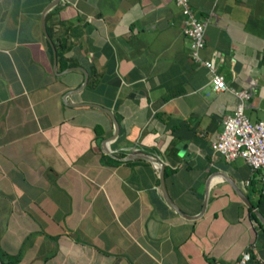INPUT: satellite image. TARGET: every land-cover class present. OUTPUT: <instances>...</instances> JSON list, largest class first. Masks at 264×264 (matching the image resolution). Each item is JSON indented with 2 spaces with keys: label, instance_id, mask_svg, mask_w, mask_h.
Listing matches in <instances>:
<instances>
[{
  "label": "crops",
  "instance_id": "1",
  "mask_svg": "<svg viewBox=\"0 0 264 264\" xmlns=\"http://www.w3.org/2000/svg\"><path fill=\"white\" fill-rule=\"evenodd\" d=\"M50 1L0 0V264H264L261 172L211 148L264 116V0H187L198 60L173 0H58L47 39Z\"/></svg>",
  "mask_w": 264,
  "mask_h": 264
},
{
  "label": "built area",
  "instance_id": "2",
  "mask_svg": "<svg viewBox=\"0 0 264 264\" xmlns=\"http://www.w3.org/2000/svg\"><path fill=\"white\" fill-rule=\"evenodd\" d=\"M184 16L183 34L191 40V53L198 60V51L203 45L204 21L195 18L187 0H173ZM211 73L212 89L229 90L237 97H245L244 90H234L225 85L223 77L214 72L213 61H202ZM213 151L221 154L226 160L242 158L251 169L261 172L260 178L264 184V116L257 121H249L243 113V104L236 105L234 113L223 119L222 129L211 143ZM248 259L243 252L240 263Z\"/></svg>",
  "mask_w": 264,
  "mask_h": 264
},
{
  "label": "water",
  "instance_id": "3",
  "mask_svg": "<svg viewBox=\"0 0 264 264\" xmlns=\"http://www.w3.org/2000/svg\"><path fill=\"white\" fill-rule=\"evenodd\" d=\"M58 0H51L43 9L42 13H41V25H42V29L43 32L45 33L46 38L48 39V36L45 32L44 26H43V16L45 14V12L50 9L53 5H55L57 3ZM52 51L54 53V49L52 48ZM84 78L86 79V76L84 74ZM113 134L112 136L115 134V131L117 129V124L116 122L113 120ZM110 138H107L105 140H108ZM129 157H140L143 158L145 160H147L148 162H150L152 164V166L155 168V170L158 173V179H159V189H160V193L162 195V198L164 199V201L169 205V207L171 209H173L176 213H178L179 215H182L184 217H187V215H185L182 211H180L174 204L173 202L170 200V198L167 195L166 189H165V185H164V177H163V164L161 163V161H159L155 156L146 153V152H142V151H134L133 153H131L129 155ZM242 200L247 203V201L245 200V198L242 197ZM203 205H205V200H203ZM203 205H202V210H203ZM260 221L263 223L264 225V220L262 219V217L260 215H258Z\"/></svg>",
  "mask_w": 264,
  "mask_h": 264
},
{
  "label": "trees",
  "instance_id": "4",
  "mask_svg": "<svg viewBox=\"0 0 264 264\" xmlns=\"http://www.w3.org/2000/svg\"><path fill=\"white\" fill-rule=\"evenodd\" d=\"M48 15V14H47Z\"/></svg>",
  "mask_w": 264,
  "mask_h": 264
}]
</instances>
